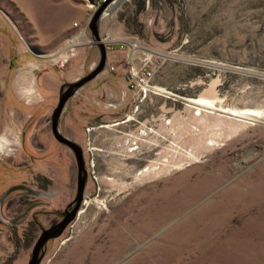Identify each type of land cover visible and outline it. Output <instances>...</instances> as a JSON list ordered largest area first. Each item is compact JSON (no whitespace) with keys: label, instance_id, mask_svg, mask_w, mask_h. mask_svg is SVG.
Segmentation results:
<instances>
[{"label":"rangeland","instance_id":"1","mask_svg":"<svg viewBox=\"0 0 264 264\" xmlns=\"http://www.w3.org/2000/svg\"><path fill=\"white\" fill-rule=\"evenodd\" d=\"M21 1L26 13L0 0V196L25 180L50 206L0 225V264H27L41 230L74 198L76 161L50 116L60 86L98 58L85 38L62 65L41 57L88 23L89 0H44L85 10L53 45L29 35L31 1ZM133 1L108 7L100 32L115 49L61 113L59 131L81 146L87 181L77 215L39 264H264V0H145L136 15ZM144 61L153 70L145 94L129 72Z\"/></svg>","mask_w":264,"mask_h":264},{"label":"water","instance_id":"2","mask_svg":"<svg viewBox=\"0 0 264 264\" xmlns=\"http://www.w3.org/2000/svg\"><path fill=\"white\" fill-rule=\"evenodd\" d=\"M125 0H104L99 5H97L91 12L90 18L88 20L87 26L90 31L91 44L97 49L98 58L95 66L82 77L72 81L65 82L60 86L58 101L51 113V123L50 129L54 138L67 146L74 154V158L77 165V183L76 192L73 200L66 206L63 211V217L58 222L43 228L33 244L29 260L27 264H39L43 255L44 247L46 243L53 238L60 236L66 226L75 218L79 208L82 204V198L84 195V189L87 181V171L85 168V161L83 156V151L81 146L74 140L64 136L59 131V119L61 113L65 107L66 102L70 97H72L77 90L94 79L99 73L105 70L107 65V42L102 39L100 32L101 19L107 13L108 7L112 4H118ZM89 2H94V0H89ZM116 9V8H115ZM114 9V10H115ZM12 191H23L24 193L34 195L37 197H46V194L36 190L34 187L27 184L21 183L16 184L8 188L0 198V209L4 198ZM73 205L72 209L70 207ZM1 214V213H0ZM5 221L7 219H4ZM7 222H10L7 220Z\"/></svg>","mask_w":264,"mask_h":264},{"label":"crops","instance_id":"3","mask_svg":"<svg viewBox=\"0 0 264 264\" xmlns=\"http://www.w3.org/2000/svg\"><path fill=\"white\" fill-rule=\"evenodd\" d=\"M15 1L20 3L19 11L21 13L23 12L26 13V11H24V8H22L23 7L22 1L21 0H15ZM30 1H31V5L29 10V16L27 17L26 16L27 14H25V18L30 23L29 35L31 37L33 36L36 44H51V45L58 44L59 37L65 36L66 34L69 35L73 31L71 20L74 18H76L77 20H82L84 18L85 10L84 8L81 9L80 6H71L70 4L66 3L60 5L59 7L53 3L47 4L44 0H30ZM71 1H73L74 3H81V4L84 3L82 2V0H71ZM59 22L63 23L64 25L59 32H56L51 36L45 35L47 31H43L44 29H47V27L51 28V26L53 27V25L58 24ZM38 30L41 34L38 33ZM1 126H2V119L0 116V127ZM16 184H21V183L11 181L8 186H13Z\"/></svg>","mask_w":264,"mask_h":264},{"label":"flooded vegetation","instance_id":"4","mask_svg":"<svg viewBox=\"0 0 264 264\" xmlns=\"http://www.w3.org/2000/svg\"><path fill=\"white\" fill-rule=\"evenodd\" d=\"M50 123H51V116H50ZM24 136H25V133L23 131H21V138H22L21 141L22 142L24 141ZM60 144H62V143H60ZM35 175L36 174H34V177H33L34 181L36 178ZM22 183L27 184V182L25 180H23ZM76 183H77V178H76ZM27 185L34 187L36 190H39L40 192H43L44 194H46V197H37L34 195L24 193L23 191H12V192H10L4 198V201L1 204V209H0V213H1L0 214V225L1 226L7 225L8 227H16L19 223H24L26 220L37 219V216L40 215L42 212L46 211L44 209H47L50 206V200H49L50 196L47 195V192L42 187H39L38 185L31 184V183H29ZM10 187L11 186H8L7 189ZM3 193L1 195H3ZM0 198H1V196H0ZM66 206H65V208H66ZM72 207H73V205L70 207V209H72ZM36 208H39V209L35 210ZM63 211L59 212L61 219L63 217ZM4 219L9 220L10 222H7V220L5 221ZM58 221H56V222H58ZM56 222H54V223H56ZM54 223H52V224H54Z\"/></svg>","mask_w":264,"mask_h":264},{"label":"built area","instance_id":"5","mask_svg":"<svg viewBox=\"0 0 264 264\" xmlns=\"http://www.w3.org/2000/svg\"><path fill=\"white\" fill-rule=\"evenodd\" d=\"M103 1L104 0H94V2H90V5H92L91 8L94 9L97 5H99ZM108 12L109 11H107V13L103 16V18L108 14ZM74 27H77V29L66 39V42L64 43V45L60 49H58L56 52L45 56V57H51L50 58L51 63L59 64V65L64 64V62L67 61L66 58L68 57L69 50H73L79 45L83 44V41H82L83 38H85L89 43H92L91 36L89 35V33H87V31L89 30L87 24H85L84 26L78 27V25L74 23ZM106 42H107L106 47H107V54H108L110 51H113L115 49V46L113 43H109L108 41ZM129 45L131 46V44ZM121 46L122 45H120V47ZM63 52H64V55L66 56H64L63 59H60L59 57L62 56ZM71 54L72 53H70V55ZM54 57L55 59L52 60V58ZM132 58L133 57H130V59ZM133 71H134V76L138 79V85L140 86V89L143 91V93L145 94L147 91L151 90L152 86L149 85V81L153 76V70L147 64V62L144 61L142 66L139 68V70H137L134 65L131 66L129 72H133Z\"/></svg>","mask_w":264,"mask_h":264},{"label":"bare ground","instance_id":"6","mask_svg":"<svg viewBox=\"0 0 264 264\" xmlns=\"http://www.w3.org/2000/svg\"><path fill=\"white\" fill-rule=\"evenodd\" d=\"M136 46L137 47H140V45L135 44L134 47H136ZM141 48H143V46ZM45 56L46 55H43L41 57H45ZM64 56H66V55H64V52H63L62 53V56H60L59 58L60 59H63ZM54 59H55V57L52 58V60H54ZM22 92H25L27 94H33L35 92V86L33 87V85H32V86H30V87H28L26 89H22ZM190 100H191V102H194L196 104H200V105L203 104V101H202L201 98H190ZM230 112L232 114L234 113V115L235 114L238 115V117H243V118H247L246 116H248V117L249 116H252V117H256L257 116V113L256 112H254L253 110H247V109H240V110H234V109H232ZM4 138L6 139V137H4ZM4 140H3V142H4ZM0 149L3 150V151H5L4 150L5 148H4L3 144H2V142L0 143Z\"/></svg>","mask_w":264,"mask_h":264},{"label":"trees","instance_id":"7","mask_svg":"<svg viewBox=\"0 0 264 264\" xmlns=\"http://www.w3.org/2000/svg\"><path fill=\"white\" fill-rule=\"evenodd\" d=\"M133 4L135 6L133 13L136 15L139 14L142 10H144L145 0H135L133 1Z\"/></svg>","mask_w":264,"mask_h":264}]
</instances>
